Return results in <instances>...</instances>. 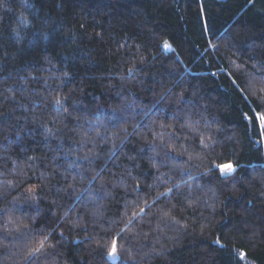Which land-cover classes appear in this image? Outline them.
<instances>
[{
	"label": "trees",
	"instance_id": "1",
	"mask_svg": "<svg viewBox=\"0 0 264 264\" xmlns=\"http://www.w3.org/2000/svg\"><path fill=\"white\" fill-rule=\"evenodd\" d=\"M262 88L264 0H0V264H264Z\"/></svg>",
	"mask_w": 264,
	"mask_h": 264
},
{
	"label": "snow or ice",
	"instance_id": "2",
	"mask_svg": "<svg viewBox=\"0 0 264 264\" xmlns=\"http://www.w3.org/2000/svg\"><path fill=\"white\" fill-rule=\"evenodd\" d=\"M163 47L165 49H170L171 48V45H169L167 42L164 43ZM129 71L131 72L132 70L129 69ZM262 93H264V88H262L260 90ZM255 95V93H253ZM258 99L260 100L261 104L264 105V96H260L258 97ZM55 105L57 106H60L62 101L59 97H57L54 101ZM245 115V118L247 119H253L252 117H248L247 114H244ZM260 123H261V126H264V113H260L258 114V116L256 117ZM201 143L203 144L204 141L201 140ZM217 168H219V170L221 171L222 174H232L236 171V168L239 167L238 164H233V163H227V164H224V165H216ZM93 180L96 179V177H93L92 178ZM91 182V181H90ZM138 187V185H137ZM29 191H34V189H30ZM172 189L169 188L167 189V192H171ZM166 193L164 192H161L159 193V196H165ZM146 211V208L144 207H141L140 208V212L143 213ZM129 223H131V221H129ZM123 230H121L122 232ZM48 237L47 236H44V238L42 240H40L38 242V244L31 248L30 251L28 252V257L27 259H29V261H31L32 259H34L44 248L45 246V241H47ZM119 239H120V233H117L112 239H111V242L110 244L107 246V251H106V257L109 261H115L118 259V251H119V245H118V242H119ZM217 243L219 242L218 240L216 241ZM246 254L244 253H241L240 256H241V259L244 258Z\"/></svg>",
	"mask_w": 264,
	"mask_h": 264
},
{
	"label": "rangeland",
	"instance_id": "3",
	"mask_svg": "<svg viewBox=\"0 0 264 264\" xmlns=\"http://www.w3.org/2000/svg\"><path fill=\"white\" fill-rule=\"evenodd\" d=\"M227 163H229V162L221 163V164H218V165H224V164H227ZM218 171L221 173V171L219 170V168H218Z\"/></svg>",
	"mask_w": 264,
	"mask_h": 264
}]
</instances>
